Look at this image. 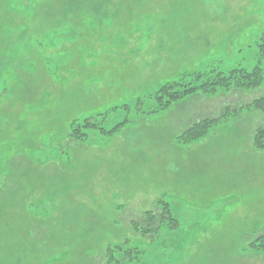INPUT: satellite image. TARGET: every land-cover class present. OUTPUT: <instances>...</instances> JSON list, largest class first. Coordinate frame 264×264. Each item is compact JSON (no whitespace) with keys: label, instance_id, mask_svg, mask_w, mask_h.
Masks as SVG:
<instances>
[{"label":"rangeland","instance_id":"obj_1","mask_svg":"<svg viewBox=\"0 0 264 264\" xmlns=\"http://www.w3.org/2000/svg\"><path fill=\"white\" fill-rule=\"evenodd\" d=\"M263 33L264 0H0V264H264ZM257 66V87L151 99ZM91 115L123 124L71 139ZM157 201L178 226L141 237Z\"/></svg>","mask_w":264,"mask_h":264},{"label":"trees","instance_id":"obj_2","mask_svg":"<svg viewBox=\"0 0 264 264\" xmlns=\"http://www.w3.org/2000/svg\"><path fill=\"white\" fill-rule=\"evenodd\" d=\"M258 45V56L259 64L264 62V33L262 34ZM189 78V79H187ZM185 81L183 79L180 83L170 82L163 85L157 92L156 95H152V102H155L160 108H166L167 106L177 103L184 98H189L196 93L204 92L205 94L215 93L219 89H228L232 83H236L237 86L243 89H249L251 86L257 87L263 81V75L260 67H256L252 72L244 70H232L225 76L221 73L214 76H203L201 74H194L188 76ZM205 79V80H204ZM199 84V85H197ZM212 97V95H205ZM255 110L264 112V95L260 98L253 100L250 105ZM98 113V112H97ZM97 116H100L97 114ZM97 116H89L85 118L82 125L78 123V118L74 119L70 125V138L74 140H83L87 137V134L81 133V129H94L99 130L104 136H111L118 126L123 123H119L112 127L110 130H104L101 128L102 121H98ZM222 116H225L223 114ZM213 119H205L193 124L179 137L182 143L193 142L200 139L208 130ZM253 147L257 150L264 149V125L257 128L253 137ZM157 208L160 210L159 213L147 212L139 223H134V231L141 237L151 238L156 235L159 230L163 227L178 226V222L172 217L170 205L165 201H157ZM251 249H255L254 254L256 256L264 258V234L258 235L254 242L250 244ZM121 250V246H115L105 253L109 258V262L113 261L114 254H117Z\"/></svg>","mask_w":264,"mask_h":264}]
</instances>
